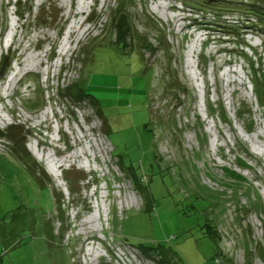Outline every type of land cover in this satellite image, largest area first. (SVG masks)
<instances>
[{
  "label": "rangeland",
  "instance_id": "rangeland-1",
  "mask_svg": "<svg viewBox=\"0 0 264 264\" xmlns=\"http://www.w3.org/2000/svg\"><path fill=\"white\" fill-rule=\"evenodd\" d=\"M201 1L0 0V264H217L205 188L264 264V14Z\"/></svg>",
  "mask_w": 264,
  "mask_h": 264
},
{
  "label": "trees",
  "instance_id": "trees-1",
  "mask_svg": "<svg viewBox=\"0 0 264 264\" xmlns=\"http://www.w3.org/2000/svg\"><path fill=\"white\" fill-rule=\"evenodd\" d=\"M216 2H220V5H223L225 3H231L228 0H203V2L201 1V3H203L205 6H210V5H212L213 3H216ZM232 4H229V5H232ZM240 4L242 6H239V7L242 8V9H245L246 11L254 12V13H258V14H264V6H262V5H264V3L259 1V0H248V1H245V2H241ZM212 8H216V6H212ZM127 19H128L127 14L123 15L122 19L119 22V29H120L119 33H123L124 30L127 29V25H128ZM123 37H124V35L121 34L119 36V38H118V42L121 41V39ZM7 66L8 65H6L5 67H7ZM255 77H256V79H255V82H254V86H255V90H256V95H257L258 100L261 102L262 107L264 108V81L261 80L260 75L258 73L255 74ZM83 96L84 97H88L85 92L83 93ZM242 116H244V114ZM21 149H23L22 153H25V155H26V157H25L21 152H19L20 156L24 159V161L25 160L26 161H32L30 159L28 153L26 152L25 147H23ZM0 157L1 158H6V159L8 158V157L2 156V155H0ZM156 157H157V155H155L154 158H156ZM22 170H23V173L25 174L26 173L25 170L23 168H22ZM232 176L235 179V181H234L235 185L234 186L243 187L242 186L243 178L241 176H238V175H235V174L232 175ZM202 192L205 194V196H203V193H201L199 195L201 197H203L205 199V201H207L209 203L208 204L209 207H211V208L213 207V210H211V213L209 214V217H207V219H206V224H205V226L207 228L206 237L212 239L214 242L217 243V249L218 250L216 252V259L215 260H216V263L219 264V262L221 263L222 261L219 260V241L217 240L218 235H217L216 231H214L212 225L209 224V222L213 221L212 217H210V216L212 215V212H215L216 208L214 206L220 208V206H222V204H226L228 200L226 198L225 199L222 198V195L216 194L212 190H209V189H206V188L203 189ZM237 196H239V192L238 191L236 192V198H237ZM216 200H218L219 202L217 203V205H214L213 202L216 201ZM249 203H250V206L252 208L256 207V203L253 200V196L252 195L249 197ZM240 209H244V208L240 207ZM220 211L222 212L223 209L221 208ZM116 240L118 241V240H121V239H117L116 238ZM131 245L137 246V245H134V244H131ZM139 247L140 248L142 247L143 249L151 250L152 251V258H154V255H156V254H159L160 256H164V257L167 255V261L163 260V257H162V263L160 262V264H182V259L179 257V254H177V252L175 250L168 249V250L164 251L163 249L160 248L159 245L157 247H155V248L154 247L145 248L143 246H139ZM248 248H249V246H248ZM263 252H264V250H263Z\"/></svg>",
  "mask_w": 264,
  "mask_h": 264
},
{
  "label": "bare ground",
  "instance_id": "bare-ground-1",
  "mask_svg": "<svg viewBox=\"0 0 264 264\" xmlns=\"http://www.w3.org/2000/svg\"><path fill=\"white\" fill-rule=\"evenodd\" d=\"M74 33V32H73ZM10 81H12L11 79H10ZM36 154V153H35ZM36 156L39 158V159H41L42 160V156H40V155H38V154H36ZM80 155H77L76 157H79ZM50 155H48V158L47 159H50ZM53 161H50V162H48L50 165H49V170H50V172L54 175V163H52ZM94 221H95V217H90L88 220H87V223L89 222V223H94Z\"/></svg>",
  "mask_w": 264,
  "mask_h": 264
}]
</instances>
